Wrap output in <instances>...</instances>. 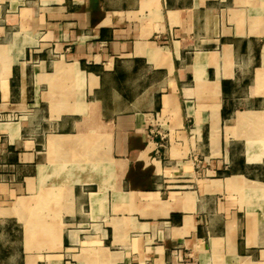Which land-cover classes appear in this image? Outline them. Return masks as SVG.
Listing matches in <instances>:
<instances>
[{
  "label": "crops",
  "instance_id": "1",
  "mask_svg": "<svg viewBox=\"0 0 264 264\" xmlns=\"http://www.w3.org/2000/svg\"><path fill=\"white\" fill-rule=\"evenodd\" d=\"M0 264H264V0H0Z\"/></svg>",
  "mask_w": 264,
  "mask_h": 264
},
{
  "label": "built area",
  "instance_id": "2",
  "mask_svg": "<svg viewBox=\"0 0 264 264\" xmlns=\"http://www.w3.org/2000/svg\"><path fill=\"white\" fill-rule=\"evenodd\" d=\"M156 134L160 135V137H161V140L159 141L158 146H159V147L164 146L165 143H164L163 140H162V139L164 138V134L161 132V130H159V129L156 128L155 126H153V125L150 126V127L148 128V131H147V136H148L149 138H153L154 135H156ZM155 151H156V153H159V148H156Z\"/></svg>",
  "mask_w": 264,
  "mask_h": 264
}]
</instances>
